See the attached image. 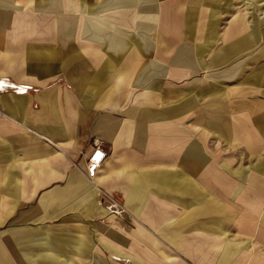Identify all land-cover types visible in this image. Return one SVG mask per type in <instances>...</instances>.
I'll use <instances>...</instances> for the list:
<instances>
[{
	"label": "crops",
	"instance_id": "0c3cea01",
	"mask_svg": "<svg viewBox=\"0 0 264 264\" xmlns=\"http://www.w3.org/2000/svg\"><path fill=\"white\" fill-rule=\"evenodd\" d=\"M260 30L238 0H0V264H264Z\"/></svg>",
	"mask_w": 264,
	"mask_h": 264
},
{
	"label": "rangeland",
	"instance_id": "374dc122",
	"mask_svg": "<svg viewBox=\"0 0 264 264\" xmlns=\"http://www.w3.org/2000/svg\"><path fill=\"white\" fill-rule=\"evenodd\" d=\"M239 12L245 13L250 17L253 25L258 24L261 29V35L258 36L260 44L264 43L263 28H264V0H238Z\"/></svg>",
	"mask_w": 264,
	"mask_h": 264
},
{
	"label": "built area",
	"instance_id": "2783aa9c",
	"mask_svg": "<svg viewBox=\"0 0 264 264\" xmlns=\"http://www.w3.org/2000/svg\"><path fill=\"white\" fill-rule=\"evenodd\" d=\"M7 81V80H4ZM4 84V83H3ZM106 157V152L99 146L95 147L88 157L87 172L92 176Z\"/></svg>",
	"mask_w": 264,
	"mask_h": 264
}]
</instances>
